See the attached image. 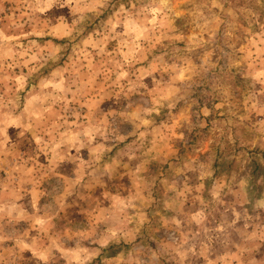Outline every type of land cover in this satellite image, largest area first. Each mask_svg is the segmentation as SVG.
<instances>
[{
	"label": "rangeland",
	"instance_id": "1",
	"mask_svg": "<svg viewBox=\"0 0 264 264\" xmlns=\"http://www.w3.org/2000/svg\"><path fill=\"white\" fill-rule=\"evenodd\" d=\"M0 264H264V0H0Z\"/></svg>",
	"mask_w": 264,
	"mask_h": 264
},
{
	"label": "crops",
	"instance_id": "2",
	"mask_svg": "<svg viewBox=\"0 0 264 264\" xmlns=\"http://www.w3.org/2000/svg\"><path fill=\"white\" fill-rule=\"evenodd\" d=\"M19 189H21V188H19ZM22 190V189H21ZM28 193H30V194H32V196L33 195H37V194H39V191L37 190V187L34 185H32V186H30V191H27ZM23 196H22V194H21V197H19V198H17V202L16 203H18L19 201L18 200H20V199H23L22 198ZM21 202V201H20ZM34 203V202H33ZM19 212H20V210H19Z\"/></svg>",
	"mask_w": 264,
	"mask_h": 264
}]
</instances>
